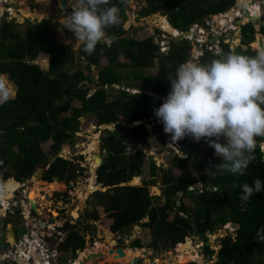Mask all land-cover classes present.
Wrapping results in <instances>:
<instances>
[{
	"label": "trees",
	"instance_id": "16d2710c",
	"mask_svg": "<svg viewBox=\"0 0 264 264\" xmlns=\"http://www.w3.org/2000/svg\"><path fill=\"white\" fill-rule=\"evenodd\" d=\"M127 1L110 0V4L117 5L120 12H123L121 6ZM235 1L144 0L145 4L140 8L139 14L166 15L169 24L184 31L206 15L227 11ZM28 23V27L22 32L16 22L6 18L0 21V74H6L17 86L16 95L0 105V178L4 181L13 178L18 183H24L39 164L49 166L42 145L51 141V151L58 155L63 144L71 141L78 132L79 118L83 112L89 110L94 114L97 126L113 125V130L106 129V134L100 139V150L105 151L106 156L105 162L96 170V183L107 190L95 192L99 197V206L111 220L108 228L112 234L130 229L147 217L144 227L150 230L152 236L147 247L156 252H164L192 236L193 222L197 227L196 235L204 243L203 254L211 257L214 251L205 246L208 241L206 234H211L224 225L234 224L233 240L221 239L217 264H264V243L255 239L257 229L264 226V192L252 196L244 205L245 211H241L242 202L239 198L245 182L251 184L255 178L264 181V150L259 145L254 153L255 160L250 163L245 176L230 173L213 176L215 169L212 166L220 162L215 149L204 138L191 143L182 138L184 157L175 156L170 169L161 170L163 174L160 184L163 186L164 196L162 204L154 203L157 198L149 194L148 188L156 184L154 177L160 169L152 162L149 180L143 181L139 186H119L129 181L136 184L146 159V154L141 151L127 153L124 141L145 145L149 136L145 123H152L154 133L164 128L154 110L170 92V80L175 77L178 66L188 59L190 45L187 39L171 38L168 51L162 53L153 35L124 42L121 21L119 25L106 29L108 35L115 37L110 47L98 44L96 50L88 55L82 52L83 45L80 43L77 51L85 62V67L68 72L65 67L74 62L72 45L57 40L56 27L50 19ZM155 32L160 34L157 28ZM254 33L250 22L240 25L241 44L251 42ZM219 45L222 53L212 54L216 59L231 51L222 39L219 40ZM41 53L49 55L47 69L35 63ZM206 53L208 52L204 55ZM204 55L201 57L202 61L205 60ZM120 56L125 60L120 61ZM101 57L106 58V63L102 66L99 64ZM92 65L97 68L96 80L90 76ZM154 66H157L155 74L133 75L134 79L140 81L138 92L114 87L116 84L134 87L133 83L124 81L119 71L121 68ZM90 90L93 92L90 93ZM63 99V108L70 115L57 120L60 116L58 102ZM73 100H77L79 105H72ZM122 121L124 125H121ZM134 121L142 122L133 124ZM150 144L157 147L154 139ZM15 150L19 156L12 160L10 157ZM67 165V161L56 156L46 171L44 180L67 181ZM189 166L205 178L204 188H193L197 180L188 169ZM173 169L177 170V175L172 173ZM15 185L12 180L6 184ZM112 190L123 191L118 197L119 204L115 202L117 197L110 195ZM179 194L192 201L194 207L182 204ZM179 200L180 205H176ZM171 215L172 218L169 219ZM90 216L94 221L99 218L95 211ZM63 228L68 230L72 227L65 224ZM70 232L67 239L70 243L66 244V249L70 245L71 252L82 251L85 248L83 237ZM130 248L140 250L143 245L139 239H135Z\"/></svg>",
	"mask_w": 264,
	"mask_h": 264
},
{
	"label": "rangeland",
	"instance_id": "374dc122",
	"mask_svg": "<svg viewBox=\"0 0 264 264\" xmlns=\"http://www.w3.org/2000/svg\"><path fill=\"white\" fill-rule=\"evenodd\" d=\"M236 3L237 6H239L240 4L247 3V0H236ZM144 4V0H128L125 3L124 7L121 8L123 12H120V17L124 29V35H122L124 42L128 43L132 39H142L153 35L154 41L156 43L159 44L160 41H163L166 45H168L169 40L174 37L171 33L164 31L165 27H170L171 25L168 24V21H166L167 17L158 16L160 15L159 13H152L147 16H141L139 14V10ZM58 8H61L62 12H59ZM230 10L231 9H229L228 11ZM71 11L72 8L70 0H67L66 6H62L61 0H0V21L3 18L14 21L18 24L17 27L22 32L28 27V21H31L32 23L40 21L42 19H50L52 21V23L56 27L57 40L63 43H70L73 47L74 62L68 64L65 67V71L68 72H71L75 68L85 67V62L80 58L81 56L77 51L80 42L76 41V37L73 32L67 30L66 28H62L59 23V18L66 15L67 13H70ZM36 15L39 16L40 20L34 19V16ZM227 15L230 16V14L228 13ZM154 19L157 20V24L152 22ZM211 22H213L214 29H218V27L220 26L219 24H222L217 18H212ZM241 22H244V20L241 19ZM155 28L160 30V34H157L155 32ZM211 28L212 27L210 24L204 25V33L202 35L204 37H207L208 40L206 39L205 41L207 43L208 41H210L209 38L215 35V32L211 31ZM194 30L196 34L187 39L188 44L190 45V47H192L191 49L193 50L190 52V55L193 54L192 56H190V61L200 65H208L216 59L212 55L215 54V52L207 50L206 46L203 45L201 49L202 55L197 56V50H200L197 39H199L201 35L200 33H198L197 27H194ZM254 37L255 35H253V38ZM219 38H221L222 40L224 39L223 42H226L231 50L234 49L239 54L246 56H255L258 52L257 48H252L249 46V44H241V41L239 40L238 26L222 32ZM205 52L208 53L204 55ZM203 55L205 56V60L202 61L201 57H203ZM156 57L157 56H155V58ZM119 59L120 61L125 60L122 56H120ZM36 61L39 62L40 65L45 69H47L49 66V55L47 53H41ZM99 62L101 66L104 65L106 63V58L101 57ZM119 71L122 73L125 82L134 84V87L132 89H127V91L138 92L140 81L134 79L133 75L136 73L145 75L155 74L157 71V66L151 68H121ZM2 75L9 81L12 88L11 97H14L17 91L16 84L11 81L6 74ZM90 76L94 80H96L97 78V68L94 65L91 66ZM166 97L164 98L166 99ZM72 105L77 106L79 105V102L77 100H73ZM63 107L64 99L58 102L60 116L57 120L70 115V112L65 110ZM80 118L78 132L74 134V137L71 141L63 144L62 150L58 155H55L51 151V141L42 145L49 163L53 161L56 156H59L68 162V171L66 176L67 181H59L62 184V187L55 189L53 186L48 187L42 184L37 189L44 188V190H40V192L34 191L36 189L37 179L45 182L43 180V176L48 169V165L42 163L35 168L32 176L28 180L24 181V183H20L22 187L13 193L12 198L7 200V205L5 207L0 206V238L3 239L4 236H6V240L9 244V247L6 249H3L0 246V254L3 255V258L0 259V264H18V261L22 262L20 264H34L36 262L35 260L27 259L24 256L22 257V255L28 242L27 239H31V235L38 232L37 229H34L39 228L38 224L44 219L46 221L50 220L52 222L51 231L55 232V230H61L60 232H62L61 236L59 235L57 237H60L63 242H61L60 239L58 240L56 237H54L52 238V242H49L48 240L47 244L43 247L44 249L50 248L51 253H55L54 251L56 250L53 251L52 249H56L58 247L57 243H62V248H57L58 251H56L55 253L57 255V264H63L64 260H66V264H76V262L79 263V260L85 259L87 253L97 252L96 245L98 243L102 246V248L100 249L105 252H107L109 249L115 250L118 247L123 248L125 251L132 250V252H134L135 249H131L130 244L135 239H139L142 243L143 248L141 250H148V254H146L145 256H141L143 259L140 264H168L167 261L173 259L177 260L179 263L180 256L184 254H178L176 246L173 248H169L164 252H156L153 251L152 248L147 247L150 241H152V236L150 230L147 227H144V223H146V217L143 218L137 225L132 226L130 229H128L130 232L124 239H120V241L118 242L112 240V236L114 234H112L108 228L111 220L106 216L103 208L99 206V197L95 194V192L97 191L103 192L105 188L100 187L99 185L98 188L92 193H89L88 189L91 184H93L91 183L92 178H94V181L96 183L95 174L96 169L99 165V161L97 159L98 155L96 153L102 151L100 150V139L106 134V129L110 131L113 130V125L97 126L96 118L94 114L89 110L84 111ZM121 125H124L123 121L121 122ZM145 126L149 129V136L146 140L145 145H134L127 140L124 141L127 153L141 151L146 154V160L142 167V174L138 177V182L136 184L132 183V185L139 186L143 181L149 180V167L150 163L152 162L156 167L160 169L159 171H157V174L154 177V179L156 180V184L154 186H149L148 188L149 194L150 196L157 198L156 200H154V203L162 204L164 202V196L162 195L163 186L160 184L161 176L163 174L161 170L170 169L172 159L175 156L178 158L184 157L182 151V143L181 140L175 142L172 141L171 134L166 133L164 131V128L160 132L154 133L152 132V123H145ZM152 139H154V141L156 142L157 147L152 146L153 144H150ZM185 139L188 140L189 143L196 141L191 136L185 137ZM261 142H264V140ZM198 152H201V150H199ZM17 156H19V153L15 150L10 159L13 160ZM105 156V151H103L102 157L104 159ZM8 169H10V166H8ZM188 169L197 180V183L193 186V188H204L205 178L194 171L191 166H189ZM172 173L174 175L178 174L176 169H173ZM9 180L14 179L10 178L4 181L0 178V192H2L3 194L6 192L5 186ZM54 181L58 180L55 179ZM55 184H58V182H55ZM33 192L36 197L35 200L39 208L38 210L40 211L39 216L36 219L31 213V204L29 200L30 194H33ZM122 193L123 191L118 190L110 191V195H114L115 197H117L115 199V202H117L118 204V197H120ZM179 195L182 204L189 208L194 207V203L192 201L185 199L181 196V194ZM180 200L179 203H176V205H180ZM74 210L78 213V216L76 218L72 216V212ZM94 211L97 212L99 216L98 220L96 221H94L90 216V214ZM29 216V222L25 223L26 220L24 219V217ZM171 218L172 215L169 219ZM64 224L72 227L68 230H65V233H63L62 231V227ZM25 225H28V227L30 226L29 230L27 229L26 231L24 230L25 232L17 234L18 229L20 230L26 228ZM14 226H16V228ZM234 230L235 228H232L230 224H227L216 229L211 234H206V238L210 242L209 248L214 251V254L211 257L205 256L203 254L204 243L201 239L198 243H193L190 240V236L187 237L188 239L184 240V243L182 245L186 252L202 257V259L200 260H191L192 262H198L200 264H217V251L220 248L221 239L229 238L230 240H233ZM70 231H73L77 235L79 234L83 237L85 248L82 251L77 250L76 252H71L69 249L70 245L66 249V244L70 243L67 241L69 234L71 233ZM40 233L45 235L43 229L40 230ZM40 233H38V235H40ZM195 244L199 246L196 251L194 250L196 247ZM35 246V242L29 240L28 247H31V249L34 250L33 247ZM105 256L91 259L87 261L86 264H125V260L129 259L127 257L112 259V256L108 254H106ZM191 261H188L184 264H187ZM262 261L264 262V257L262 258Z\"/></svg>",
	"mask_w": 264,
	"mask_h": 264
},
{
	"label": "clouds",
	"instance_id": "9594fccd",
	"mask_svg": "<svg viewBox=\"0 0 264 264\" xmlns=\"http://www.w3.org/2000/svg\"><path fill=\"white\" fill-rule=\"evenodd\" d=\"M70 4L72 11L59 23L75 34L83 53L91 55L98 44L110 47L114 43L115 37L106 29L121 23L117 5L110 0H70ZM170 81V92L154 110L164 131L174 142L188 136L196 141L204 138L220 158L212 166L213 176H245L258 145L264 150V50L246 56L233 49L208 65L187 61ZM11 96V85L0 74V104ZM261 192L264 181L260 178L245 182L239 197L241 211ZM255 239L264 243V226L257 229Z\"/></svg>",
	"mask_w": 264,
	"mask_h": 264
},
{
	"label": "built area",
	"instance_id": "2783aa9c",
	"mask_svg": "<svg viewBox=\"0 0 264 264\" xmlns=\"http://www.w3.org/2000/svg\"><path fill=\"white\" fill-rule=\"evenodd\" d=\"M253 1H254V3H252L251 5L250 4L243 5L240 8L234 9L232 17L228 16L226 12L222 13L225 15V17L223 18L224 23L219 24V25L225 29L224 31H226L227 29H232L234 27H237L239 25L236 22L237 20H239L241 22V19H243L244 22H241L242 24L250 22V20L247 18V16L243 12V9L247 8L250 15L256 14V16L258 18L259 31L254 34L255 35L254 38H256L257 34H260L263 38V41H264V0H253ZM218 18H220V14H219ZM211 21H212V17H207L200 24H197V23L195 24L197 27L198 33H200V35H201L200 38L197 39V42L199 43V46H200V50L198 51L197 56L202 55L201 49H202L203 45L206 46L207 50L213 51L215 53L221 52V48L219 45V40L221 38H219V36L221 35V33L223 31L219 30V28L214 29L213 28V22H211ZM205 24H210L212 27L211 31L215 32V35L213 37L209 38L210 41H208V43L205 42L207 37L206 36L204 37L202 35L204 33V25ZM212 38H215V39L213 40ZM223 41H224V39H223ZM168 47L169 46L166 45L163 41H160V43H159V51L160 52L165 53L166 51H168ZM189 190H191V188H189ZM32 233H33V231H32ZM26 234H28V233H26ZM36 234L38 235V232L32 234L31 239L29 238V240H32L36 244V246L33 247L34 250L31 249V247H28L29 240L27 239L28 242H27L26 248L23 251L22 257L24 256L27 259L35 260L36 262L34 264H38L37 263V256H38V258H40V264H56L57 263V259H56L57 255L55 254L56 251H54L55 253H50L48 248L44 249L43 247L47 244L48 241H44V239L39 238V236L37 238ZM25 238H26V236H25ZM38 239H39V241H38ZM29 248L31 249V251L28 250ZM35 250H37V251H35Z\"/></svg>",
	"mask_w": 264,
	"mask_h": 264
},
{
	"label": "water",
	"instance_id": "95a60500",
	"mask_svg": "<svg viewBox=\"0 0 264 264\" xmlns=\"http://www.w3.org/2000/svg\"><path fill=\"white\" fill-rule=\"evenodd\" d=\"M66 3H67V0H61V4H62V6H66ZM252 3H254V1L252 0L251 1V4ZM121 7H124V5H122ZM58 11L59 12H62V9L61 8H58ZM243 12H244V14L247 16V18L250 20V23L252 24V26H253V29H254V31L255 32H258L259 31V25H258V18H257V16H256V14H253V15H250L249 14V11H248V9L247 8H244L243 9ZM220 16L222 17V18H224L225 17V15L224 14H220ZM34 19L35 20H40L39 19V16H34ZM238 24H241V22L239 21V20H237L236 21ZM171 26V25H170ZM171 28H173L174 30H176L177 31V29H175L173 26H171ZM219 28V30H221V31H223L224 32V28L222 27V26H219L218 27ZM196 34V32L192 29V28H189V29H187V30H184V31H177V34H172L173 35V37H174V39L175 40H181V39H189V37H191V36H193V35H195ZM124 35V34H123ZM218 37V36H217ZM216 38V37H215ZM215 38H212L213 40L215 39ZM256 38H258V46H259V49H258V51L259 50H264V41H263V38H262V36L260 35V34H257L256 35ZM256 38H254L251 42H249L248 44H249V46L250 47H252L253 48V43L255 42V40H256ZM35 63H37L38 65H40V63L39 62H35ZM41 66V65H40ZM43 69H45L43 66H41ZM114 86H116L117 88H122V89H124V90H127V89H132L133 87H126V86H124V85H122V84H116V85H114ZM93 92V90H90V93H92ZM150 94H152L151 92H149ZM162 99H165L164 97L162 98ZM81 119V118H80ZM142 121H134L133 122V124H137V123H141ZM123 124H125L124 122H123ZM102 153H103V151H101V152H97L96 154L98 155V157H99V165L98 166H100V165H102L103 163H104V158L102 157ZM179 158H182V157H179ZM55 161V159H53V161H51L50 162V164H49V166L53 163ZM49 168V167H48ZM56 182H58V183H60L59 181H56ZM47 183V182H46ZM101 187V186H100ZM104 191H106V189H104L103 190V192ZM37 205H31V208H32V210L34 211V212H38V208L36 207ZM192 226H193V234H192V236H191V241L193 242V243H198L199 241H200V237L198 236V235H196V232H197V227L194 225V223L192 222ZM230 226L232 227V228H235V225L234 224H230ZM129 230L127 229V230H123V231H121V232H118V233H116V234H114L113 236H112V240H114L115 242H118V241H120V239H124L128 234H129ZM186 239H188V238H185V240ZM195 250L196 249H198L199 248V246H197V244H195ZM205 246H207V247H209L210 246V242L209 241H207L206 243H205ZM113 253H115V255H116V257H119V258H122V257H124V249L123 248H121V247H118V248H116L115 250H113V249H109L108 250V254H113ZM143 255L145 256L146 254H148V250H143ZM100 257H102V254L100 253V252H98V253H93V252H91V253H87V255L85 256V259H83V260H80L79 261V264H86V262L87 261H89V260H91V259H94V258H100ZM3 258V255L2 254H0V259H2ZM142 257H134V258H132L129 262H128V264H140L141 263V261H142ZM18 264H20V263H22V262H17ZM167 263L168 264H179L178 263V261L177 260H175V259H173V260H168L167 261Z\"/></svg>",
	"mask_w": 264,
	"mask_h": 264
},
{
	"label": "flooded vegetation",
	"instance_id": "af4514ba",
	"mask_svg": "<svg viewBox=\"0 0 264 264\" xmlns=\"http://www.w3.org/2000/svg\"><path fill=\"white\" fill-rule=\"evenodd\" d=\"M169 24V23H168ZM240 25H242V23L241 24H239L238 25V28H239V34H240ZM254 35V34H253ZM98 159V158H97ZM100 159H98V161H99ZM49 167V166H48ZM48 170V169H47ZM97 170V169H96ZM45 175V174H44ZM97 176V175H96ZM43 180H44V176H43ZM93 180H94V178H92V180H91V183H93ZM45 181V180H44ZM47 181H45V182H42L40 179H37V182H36V188H38L39 186H41L42 184H44V186H53L55 189H58V188H61L62 187V184L60 183H58V184H55V182L56 181H54V182H47ZM12 183H15L16 185L15 186H5L6 187V192L3 194L2 192H0V206H6L7 205V200L8 199H10V198H12L13 196V193L15 192V191H17V190H19V188H21L22 187V185H20V183H18V182H16V181H14V180H12ZM94 183H95V181H94ZM96 184H98V183H95V184H91V186L89 187V189H88V192L89 193H92V190H96L97 188H98V186L99 185H96ZM40 190H44V188H39V189H35L34 191H38V192H40ZM55 192H57V191H55ZM54 192V193H55ZM33 194H34V192H33ZM32 193L30 194V204H31V199L32 198H35L36 199V197H35V194L33 195ZM31 213L33 214V217L36 219L38 216H39V213L38 212H34L33 210H32V208H31ZM40 216H42V215H40ZM72 216L74 217V218H76L77 216H78V213H77V211H73L72 212ZM15 218H16V216H15ZM30 218V216L29 217H24V219L26 220V222L25 223H28L29 222V219ZM38 224V223H37ZM51 224H52V222L50 221V220H48V221H46L45 219L43 220V221H41L39 224H38V226H39V228H35L34 230H36L37 229V231H38V233H40V230L41 229H43L44 230V232H45V235H43L42 233H40V235H37L36 234V237L38 238V236H39V238H43L44 239V241H48L49 240V242H52V238H54V237H56L58 240L60 239L61 240V242H63L62 241V239L60 238V237H57V236H61V234H62V232H60L61 230H59V231H56L55 230V232H57V233H55L54 231H51ZM65 225V224H64ZM64 225H63V227H64ZM26 226V228L25 229H23V230H29V227H28V225H25ZM15 228H16V226H14ZM62 227V231H63V233H65L66 231V229L64 230V228ZM21 230L22 229H18V231H17V234H21ZM24 231V232H25ZM48 231V232H47ZM57 234V235H56ZM15 236H16V234H15ZM7 238H6V236H4V238L2 239V238H0V246L3 248V249H6V248H8L9 247V244H8V241L6 240ZM38 241H39V239H38ZM58 244V249H60V248H62V246H61V244L62 243H57ZM64 247V246H63ZM52 249L53 251L54 250H56V251H58V249ZM49 249V252L51 253V249L50 248H48ZM64 249V248H63ZM29 250V249H28ZM65 250V249H64ZM49 253V254H50ZM39 259H38V257H37V261H38ZM80 261V260H79ZM78 261V262H79ZM14 262V261H13ZM58 263V262H57ZM56 263V264H57ZM61 263V262H60ZM63 264H66V260H64L63 261Z\"/></svg>",
	"mask_w": 264,
	"mask_h": 264
},
{
	"label": "bare ground",
	"instance_id": "6f19581e",
	"mask_svg": "<svg viewBox=\"0 0 264 264\" xmlns=\"http://www.w3.org/2000/svg\"><path fill=\"white\" fill-rule=\"evenodd\" d=\"M14 11H15V9H14ZM228 14H230V16L232 17V15H233V11H228L227 12ZM13 20H15V19H13ZM220 21V23H224V21H223V18L222 17H220V19H219ZM153 23H155V24H157V20L156 19H154L153 21H152ZM164 31H167V32H169V33H171V34H177V31L176 30H174L173 28H171V26L169 27V26H167V27H165V29H164ZM253 47L254 48H259V46H258V39L256 38V40H255V42L253 43ZM97 158L99 159V157L97 156ZM94 181V180H93ZM93 184H94V182H93ZM132 184V183H131ZM40 187V186H39ZM37 189V188H36ZM93 191H95V190H92V192ZM31 205H37L36 204V200H35V198H32L31 199ZM37 208H38V206H36ZM39 209V208H38ZM40 211L38 210V213H39ZM110 243V242H109ZM111 243H113V242H111ZM115 243V242H114ZM112 245V244H111ZM96 251L97 252H93V253H98V251L102 254V257H104L106 254H108V251L107 252H105V251H103V250H101L100 248H102V246H101V244H97L96 245ZM141 250V249H140ZM139 249H135L134 250V252H132V250H124V257H127V258H129L128 260H125V264H128V262L132 259V258H134V257H141V256H144L143 255V251H140ZM195 250V249H194ZM29 251H31V249L29 248ZM177 251H178V254H184V255H181L180 256V260H179V263L180 264H184V263H186V262H188V261H191V260H200V259H202V257H200V256H197V255H195V254H192V253H189V252H186L185 251V249H184V247H183V245L182 244H179V245H177ZM87 253V252H86ZM108 255H110V256H112L111 258L112 259H118L119 257H116V255H115V253H113V254H108ZM38 257V256H37ZM106 257V256H105ZM123 258V257H122ZM39 260L37 261V263L38 264H40V258H38ZM27 260V259H26ZM77 261V260H76ZM75 261V262H76ZM74 262V263H75ZM192 262V261H191ZM191 262H189V263H191ZM76 264H79V263H77L76 262Z\"/></svg>",
	"mask_w": 264,
	"mask_h": 264
},
{
	"label": "crops",
	"instance_id": "0c3cea01",
	"mask_svg": "<svg viewBox=\"0 0 264 264\" xmlns=\"http://www.w3.org/2000/svg\"><path fill=\"white\" fill-rule=\"evenodd\" d=\"M251 1L252 0H247V3H243V4H240L239 6H237V3H236V1H235V4L231 7V8H229V9H231V11H234V9H236V8H240V7H242L243 5H248V4H250L251 5ZM228 9V10H229ZM228 10L227 11H225L226 13L228 12ZM225 12H221V13H225ZM221 13H218V14H210V15H206L200 22H198L197 24H200L201 22H203L204 21V19L205 18H207V17H212V18H217L218 20H219V14H221ZM161 16H166V15H161ZM214 20V19H213ZM166 21H167V19H166ZM220 21V20H219ZM196 24V23H195ZM195 24H193L190 28H192L193 30H194V27H196V25ZM172 26V25H171ZM195 31V30H194ZM254 39V38H253ZM239 40H240V34H239ZM226 43V42H225ZM192 47H190V49H189V55H188V59H187V61H190L191 59H190V56H192L193 54H191L190 55V52L191 51H193L192 49H191ZM221 48V47H220ZM197 53H198V50H197ZM222 53V50H221V52L220 53H215V54H221ZM198 55V54H197ZM198 58V57H197ZM202 60V59H201ZM186 61V62H187ZM129 142V141H128ZM132 144V143H131ZM146 160V159H145ZM99 167V166H98ZM97 167V168H98ZM96 175V174H95ZM133 178H135V177H133ZM132 178V179H133ZM131 179V180H132ZM94 182V181H93ZM130 182L131 181H129L128 183H122V184H120L121 186H125V185H132V184H130ZM98 185H100L101 187H102V185L101 184H98ZM137 186V185H136ZM106 189V188H105ZM146 221H147V217H146ZM111 224V223H110ZM142 244V243H141ZM180 244H183V243H180ZM178 245V244H177ZM132 249V248H131ZM142 249V248H141ZM196 251V250H195ZM198 263V262H197ZM200 264V263H199Z\"/></svg>",
	"mask_w": 264,
	"mask_h": 264
}]
</instances>
